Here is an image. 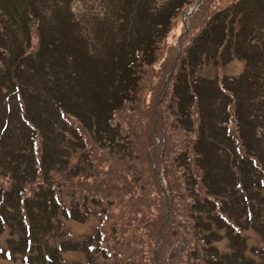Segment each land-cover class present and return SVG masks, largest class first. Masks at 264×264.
Segmentation results:
<instances>
[{
  "label": "rangeland",
  "instance_id": "obj_1",
  "mask_svg": "<svg viewBox=\"0 0 264 264\" xmlns=\"http://www.w3.org/2000/svg\"><path fill=\"white\" fill-rule=\"evenodd\" d=\"M17 1L23 11L24 8H30L24 17L30 15L36 22L32 25V41L21 49L35 54L37 49L44 45L48 51L47 55L44 54L46 59L41 65L42 69L37 70L41 79L32 77L33 83H30L26 89L24 83H20L26 106L29 108L28 102L32 103L31 99L40 102V92L46 94L49 111L40 116L49 124L43 128L36 123L39 129L47 133L49 145L43 146V151H48L57 157L58 146L67 148L65 154L60 153L67 159L64 166L52 169L49 172V179L45 180H50L51 184L55 183L60 187L66 183V186L70 187L65 195V189L62 187L61 190V198L66 207L79 208V204L84 202L81 196V188L84 186L77 185L84 178L87 179L89 194L94 193L96 199L101 197L103 202V205H99L89 201L88 206L94 207L92 211L86 212L80 207L77 218L72 219L65 217L66 211L61 209L55 215L52 233H49L43 223L44 208L41 204L39 212L36 208H32L34 214L28 213L32 224L40 225L41 239L50 250H53L57 243L66 242L67 250L62 252L59 250V254L56 253L54 264H129L131 255L141 258L139 252L142 249L150 259H154L163 248L156 241L160 239L157 230L163 234V241L179 237L180 240H186L191 246L196 245L201 249L202 242H198L199 235L194 230L193 213L189 210L194 198L188 197L189 194L185 189L187 186L185 181L189 176H198L200 172L192 168L188 162L183 167L184 159L177 158L180 151L192 147L193 140L190 136L193 133L186 139L174 136L170 144V152L159 151L154 147L160 135H168L162 133L161 128L169 133L170 128L181 124L171 116V106L175 101L170 92L174 79H168L171 70L175 75L184 69L188 50L194 45L195 38L215 13L232 5V0H190L192 4L183 8L181 13L172 19L166 35L154 40L153 50L152 46L143 50L146 47L144 45L148 43V35L145 36L143 32L144 23L139 19L138 9L145 13L147 11L149 16L156 14L158 18L160 17L158 8L163 3L170 2L169 0H153L152 4L144 6H141L142 0L141 2L140 0H28L32 6H25L22 0ZM200 2H202L200 7L188 15ZM255 3L248 6H261L260 3ZM151 5L156 8L153 13L152 9L151 12L147 9ZM3 7L4 10L8 9L11 12L14 20H18L13 14V11L17 12L13 4L7 2ZM261 8L263 9V6ZM261 17L263 16L257 13H250L248 17L246 10L242 22L237 21V27L243 29L244 26L247 31L251 29L256 34L257 41L263 46L264 18ZM8 19L6 15L4 19L6 28L8 27L11 32L12 29L17 32L19 24L7 22ZM37 26L43 44L39 42L35 31ZM20 31L25 30L21 28ZM141 35L142 39L138 41ZM136 49L140 50L139 56L148 55L149 60L154 61L148 67L151 80L146 84L139 83L141 99L133 96L132 101L124 103L120 110L113 112L109 126L102 124L109 100H112V91L119 83L114 81L120 80V75L124 73L122 62L124 52L126 50L133 52L127 54L126 59H134ZM8 54L11 56L9 57ZM20 55L18 47L15 45L11 47L0 40V80H5L2 75L4 70L13 71L15 62L13 58ZM41 62L42 60L39 59L38 63ZM193 70L195 76L213 80L218 84L225 81L226 85L232 87L239 85L244 88L248 83V79H244L247 62L240 59L222 64L220 58L212 57L210 60L206 59L204 64H198ZM20 74L22 77V72ZM12 85L9 83L2 87L5 86L12 91ZM49 92L53 96H49ZM0 94H3L1 87ZM262 95H264V86L260 89V96ZM60 100H64V104L61 102L62 110L71 112V120L69 119L70 123H67L66 130L70 132L81 128L79 137L84 140L85 146L76 141H69L71 138L69 133L66 134L67 139H62L54 137L49 132L48 127L52 126L51 118L55 115V112H51V107L56 109ZM108 115L110 113L105 116ZM56 117L53 118V123ZM67 119L65 118L64 121L66 122ZM81 120H86L88 125ZM99 124L103 128L109 127L113 130L111 131L113 134L104 136L103 146L100 144ZM58 127H63V124ZM41 138H43L42 134ZM37 141L38 154L41 155V140L37 139ZM122 143L133 144L135 150L128 154L123 149ZM161 147L164 148V144ZM163 168L167 171V175L165 172L161 173L164 171L161 170ZM136 169L146 171L139 182L134 179ZM167 178L172 182L179 180L177 190H173L175 194H179L178 198H174L175 194H173V200L166 203L164 198L151 197L158 203V209L153 207L151 214V205L148 206L146 202V208L142 207L141 212L137 214L135 206L138 202L137 198L142 199L149 192L155 195L156 192L150 191V185L157 182L160 188L164 181L168 185ZM6 182L7 179L0 177V184ZM168 191L172 195L169 186ZM256 208L260 209V220L264 221V205L258 204ZM148 219L150 220L147 222ZM242 227L244 231L241 244L238 242L235 245L243 251L250 264H264V255L258 253V247L263 246L258 232L249 225L242 224ZM100 230L105 234L103 243L97 240ZM24 239L25 234L21 224L4 227V223H0V245L3 247L10 245L12 240L24 244ZM232 245V241L227 237L215 244L218 252L223 254L227 253ZM104 246L111 249L112 258H105L101 254L100 247ZM175 246L181 249L180 245ZM181 251L182 255L186 252L184 249ZM0 264L26 263L22 256L16 253L14 260H7L0 255ZM225 264H244V262L228 260Z\"/></svg>",
  "mask_w": 264,
  "mask_h": 264
},
{
  "label": "trees",
  "instance_id": "obj_2",
  "mask_svg": "<svg viewBox=\"0 0 264 264\" xmlns=\"http://www.w3.org/2000/svg\"><path fill=\"white\" fill-rule=\"evenodd\" d=\"M22 1L25 6H32L28 0ZM169 1L158 8L160 15L158 18H156V14L149 16L147 11L145 13L138 9L139 19L144 23L143 32H145V36L148 35V43L144 45L146 47L143 50H147L150 46L153 50L154 40L166 35L167 27L171 25L172 19L180 14L183 8L192 4L190 0ZM1 2L0 40L11 47L14 45L18 47L21 55L13 58L15 61L13 71L10 69L3 71L2 75L5 80H0V87L5 91L7 88L2 87L3 85L12 83L18 86L23 82L26 89L30 83H33L32 77H38L37 80L41 79L37 70L42 69L41 65L46 59L44 54L47 55L48 51L44 45H41L35 54L21 49V47H27L28 42L32 41V25L35 20L30 15L24 17L30 8H24L23 11L17 0H0ZM7 2L16 7L17 12L13 11V14L18 17V20H14L8 9L4 10L3 6ZM152 2L154 1L142 0L141 6L150 5ZM231 2H233L231 6L215 13L195 38L194 45L188 50L184 69L169 76L168 79H174L170 90L171 96L175 100L171 106V116L175 120H179L181 124L170 128L169 133L161 128L162 133L168 135H160V142L156 141L154 147L159 151L169 152L174 136L186 139L193 132L190 137L193 140L195 162L199 170L201 168L204 172H201L200 176L190 175L185 181L187 185L185 189L189 194L188 197L194 198L189 210L193 213L194 230L198 232V242H202V248L193 245L182 255L181 249L175 246L177 244L173 238L163 241V234L157 230L160 239L156 241L160 243L162 240L160 245L163 247L161 252L156 254L157 258L150 259L146 251L142 249L139 252L141 258L131 255L129 264H225L228 260L250 264V260L246 258L243 251L235 245L238 242L241 244L244 231L242 224L256 229L260 241L263 242V246L258 247V253L264 255V221L260 220V209L256 208L258 204L264 205V95L260 96V89L264 86V45L262 46L257 41V36L251 29L247 31L244 26L243 29L237 27V21L242 22L241 19L246 10L248 17L250 13H257L263 16L261 18H264V0H257V3L255 0H232ZM251 3H260L263 9L261 6L249 7L248 4ZM147 9L150 12L152 9V13L156 11L154 5L148 6ZM6 15L9 18L7 22L19 24L17 32L13 29L11 32L8 27L7 30L4 25ZM21 28L25 31L21 32ZM38 28L37 26L35 31L40 38ZM141 39L142 35L138 37V41ZM8 56L11 55L8 54ZM212 57L220 58L222 64L239 59L246 61L247 73L244 79H248L247 85L244 88L239 85L232 87L226 85L225 81L218 84L213 80L195 76L193 69ZM39 59L42 60L41 63H38ZM149 59L148 55L141 57L140 63L133 64L134 69L122 73L120 76L122 78L114 81V83H119L112 91V100H109V106H117V103H121L123 99H126L125 103L126 101L130 102L133 96H138V99H141L139 83L146 84L151 80L148 67L154 61L151 62ZM171 71L173 72V70ZM20 72H22V77ZM231 82L234 84L232 80ZM117 87L121 92L117 91ZM48 95L53 96L51 92ZM39 97L41 101L34 102L31 99L32 103L28 102V108L21 87L19 100L24 103L27 113L30 110V117L35 126L36 123L42 127L48 126L49 122L40 115L49 111V100L44 92H40ZM16 98V95L0 94L1 114L8 116L7 127L0 138V173L6 176L8 174L11 179V185H8L6 190L0 189V216L2 217L0 220L4 223V227L11 224L22 225L27 219L32 223L28 213L34 214L32 208H36L39 212L41 204L44 208V211L42 210L43 223L49 233H52L54 231L53 221L58 211L65 209V211H69L70 215L68 217L67 213H63L65 217L75 218L80 207L84 208L86 212L92 211L94 207L88 206L89 201L103 205L102 198L96 199L93 194H89L87 179L84 178L77 184L85 187L81 188L84 202L79 204V208L64 205L61 190L62 187L65 189V195L70 187L66 186V183L60 187L45 179H49V172L52 169L64 166L67 159L60 153L65 154L67 148L58 146L59 156L55 157L48 151L44 152L40 147L41 155L37 157L38 148L34 149V143L37 141L36 137L40 138L41 132L33 125L31 126V120H26L27 125L22 122L21 109ZM1 100L5 102L4 105L1 104ZM60 102L64 104V100H60ZM59 111V108L51 107V112H55L51 120L53 121V118L57 117L48 129L54 137L64 139L65 133H61L58 125L66 124L59 119ZM231 121L234 125L232 128L229 127ZM84 123L86 124L87 121ZM107 125L109 126V124ZM111 131L113 130L109 127L98 130L102 146L104 136L113 134ZM181 131L185 133L182 134ZM233 134L235 137L241 138L247 152L238 154V145ZM44 135L47 138V133ZM74 135L76 136L75 130ZM47 140H44V143L49 145ZM76 143L85 146L82 139ZM162 144H164V148L161 147ZM121 145L128 154L135 150L133 144L122 143ZM181 157L184 159L183 167H185L188 151H183L177 156V158ZM164 172L167 175L166 170L161 173ZM145 173V169H136L135 181L139 182ZM167 180L168 185L164 181L160 188L157 182H153L150 185V191L156 192L155 195L153 193L151 195L149 192L147 194L149 198L147 195L144 196L146 201H150L151 214L153 207L158 209L159 206L151 197L164 198L166 203L173 200V194H175L173 190H177L179 180L175 182L168 178ZM240 181H242V187ZM168 186L172 190V195L168 191ZM73 192L75 193L74 190ZM178 195L175 194L174 198H178ZM105 199L113 200L114 198ZM113 202L111 201V203ZM136 209V213L139 214L141 210L138 206ZM41 236L40 225L32 224V229L30 227L29 234L27 237L25 236L24 244L21 241L12 240L6 248L0 245V255L5 259L14 260L17 253L22 256L26 264L56 263V253L59 254V250L60 252L67 250L66 242H59L53 250H50ZM224 237L229 238L233 243L225 254L218 252L215 246Z\"/></svg>",
  "mask_w": 264,
  "mask_h": 264
}]
</instances>
